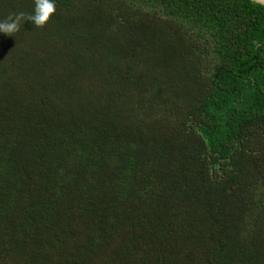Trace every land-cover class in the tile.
<instances>
[{
	"label": "trees",
	"instance_id": "1",
	"mask_svg": "<svg viewBox=\"0 0 264 264\" xmlns=\"http://www.w3.org/2000/svg\"><path fill=\"white\" fill-rule=\"evenodd\" d=\"M254 41L253 0H57L0 34V264H264Z\"/></svg>",
	"mask_w": 264,
	"mask_h": 264
},
{
	"label": "clouds",
	"instance_id": "2",
	"mask_svg": "<svg viewBox=\"0 0 264 264\" xmlns=\"http://www.w3.org/2000/svg\"><path fill=\"white\" fill-rule=\"evenodd\" d=\"M257 7L264 8V0H254ZM57 13V0H34L31 12L17 11L0 19V34L17 36L26 22L36 28L45 27ZM257 48L264 47L259 41L253 42Z\"/></svg>",
	"mask_w": 264,
	"mask_h": 264
},
{
	"label": "water",
	"instance_id": "3",
	"mask_svg": "<svg viewBox=\"0 0 264 264\" xmlns=\"http://www.w3.org/2000/svg\"><path fill=\"white\" fill-rule=\"evenodd\" d=\"M254 1V0H253Z\"/></svg>",
	"mask_w": 264,
	"mask_h": 264
}]
</instances>
